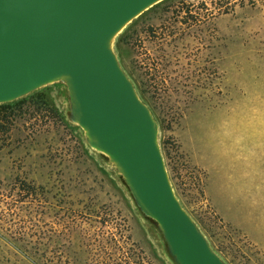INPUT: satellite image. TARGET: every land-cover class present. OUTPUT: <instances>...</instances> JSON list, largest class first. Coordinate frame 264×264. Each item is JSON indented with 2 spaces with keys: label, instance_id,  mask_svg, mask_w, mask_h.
Segmentation results:
<instances>
[{
  "label": "rangeland",
  "instance_id": "1",
  "mask_svg": "<svg viewBox=\"0 0 264 264\" xmlns=\"http://www.w3.org/2000/svg\"><path fill=\"white\" fill-rule=\"evenodd\" d=\"M221 1L164 0L115 47L158 121L184 208L228 264H264L252 239L257 228L264 236V135L249 127L264 111V0L229 13ZM55 86L12 105L21 111L0 149V264H167L63 119Z\"/></svg>",
  "mask_w": 264,
  "mask_h": 264
},
{
  "label": "water",
  "instance_id": "2",
  "mask_svg": "<svg viewBox=\"0 0 264 264\" xmlns=\"http://www.w3.org/2000/svg\"><path fill=\"white\" fill-rule=\"evenodd\" d=\"M164 0H0V105L61 85V111L167 264H228L176 196L151 108L115 42Z\"/></svg>",
  "mask_w": 264,
  "mask_h": 264
},
{
  "label": "trees",
  "instance_id": "3",
  "mask_svg": "<svg viewBox=\"0 0 264 264\" xmlns=\"http://www.w3.org/2000/svg\"><path fill=\"white\" fill-rule=\"evenodd\" d=\"M222 2L221 0H219ZM225 1V10L224 13H229V10H232V8L235 7L237 0H223ZM37 93V92H36ZM35 94V93H34ZM32 94V95H34ZM30 95V96H32ZM28 96V97H30ZM26 99V98H24ZM24 99L19 100L17 102H14L12 104H7V105H0V149L5 145L6 139L8 138L12 128H13V121L14 118L16 117L17 113L16 111H21L20 107H14L13 104H22L24 102ZM51 112L57 114L54 109L48 108ZM63 117V116H62ZM64 119V117H63ZM65 120V119H64ZM85 148V147H84ZM22 189L29 191L32 190V194L35 192L34 188L32 186H28L25 183L22 184Z\"/></svg>",
  "mask_w": 264,
  "mask_h": 264
},
{
  "label": "clouds",
  "instance_id": "4",
  "mask_svg": "<svg viewBox=\"0 0 264 264\" xmlns=\"http://www.w3.org/2000/svg\"><path fill=\"white\" fill-rule=\"evenodd\" d=\"M228 125V122L225 121ZM249 127L256 135H264V111H257L249 122Z\"/></svg>",
  "mask_w": 264,
  "mask_h": 264
},
{
  "label": "crops",
  "instance_id": "5",
  "mask_svg": "<svg viewBox=\"0 0 264 264\" xmlns=\"http://www.w3.org/2000/svg\"><path fill=\"white\" fill-rule=\"evenodd\" d=\"M206 168V167H205ZM208 190V189H207ZM214 207L216 208V210L218 211V213L220 215H222L221 213L226 209L225 206L222 207L221 204H219L218 201H213ZM227 208H230L229 206L226 205ZM246 227V226H245ZM243 229V228H242ZM245 230V229H244ZM247 231V230H246ZM262 229L257 228V229H253V234H252V239L258 243V244H264V236L261 233ZM264 246V245H263Z\"/></svg>",
  "mask_w": 264,
  "mask_h": 264
},
{
  "label": "flooded vegetation",
  "instance_id": "6",
  "mask_svg": "<svg viewBox=\"0 0 264 264\" xmlns=\"http://www.w3.org/2000/svg\"><path fill=\"white\" fill-rule=\"evenodd\" d=\"M55 87H56V89H57V92H58L60 95H62V94H63V90H62L61 86H60V85H56Z\"/></svg>",
  "mask_w": 264,
  "mask_h": 264
}]
</instances>
